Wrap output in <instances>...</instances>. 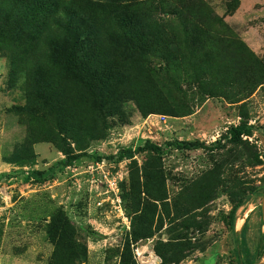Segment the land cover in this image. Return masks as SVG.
I'll return each mask as SVG.
<instances>
[{
	"label": "rangeland",
	"instance_id": "rangeland-1",
	"mask_svg": "<svg viewBox=\"0 0 264 264\" xmlns=\"http://www.w3.org/2000/svg\"><path fill=\"white\" fill-rule=\"evenodd\" d=\"M59 1L117 37L122 8L171 37L138 62L111 49L126 71L121 95L105 116L83 106L76 135L43 106L45 94L70 104L74 88L48 61V43L38 38L28 51L0 43V264H51L47 231L59 209L88 244V258L75 264H121L140 206L155 220L154 235L131 244L137 264H264V0ZM10 11L0 3V14ZM43 72L48 84L39 87L31 79ZM242 123L251 135L223 139ZM147 139L225 145L97 160ZM68 145L85 155L57 166ZM157 169L161 178L147 188L146 173ZM34 170L48 179L27 178Z\"/></svg>",
	"mask_w": 264,
	"mask_h": 264
},
{
	"label": "trees",
	"instance_id": "trees-1",
	"mask_svg": "<svg viewBox=\"0 0 264 264\" xmlns=\"http://www.w3.org/2000/svg\"><path fill=\"white\" fill-rule=\"evenodd\" d=\"M0 3L3 8L11 9L10 12L0 14V43L12 50L25 46L28 51L38 38H43L50 47L48 61L57 65L62 74L73 80L74 88L72 87V92L68 95L70 104H60V101L56 103L46 98L47 94L43 97L45 98L43 106L45 104L52 108L57 124L61 125L68 134L75 132L76 135L81 129L80 121L76 119L81 115L83 106L90 108L98 116H105L115 108L127 78L126 71L112 57L111 49L119 48L124 58L129 56V60L138 62L142 59V55L165 39L164 34L170 35L168 32L165 33L163 28L161 32L144 14L127 8L114 11L121 26V35L117 37L113 32L89 20L79 8L63 4L59 0H1ZM61 14L65 17H61ZM185 30V35L190 34L188 27H185ZM102 31L105 37H102ZM134 54L137 55L135 58ZM39 69L42 70L41 65ZM45 76L47 73L43 72L42 81H35L33 78L31 80L40 87L48 84L44 80ZM253 128V125L247 123L231 126L223 139L227 138L230 143H239L243 135L252 134ZM69 138L74 140L76 137ZM223 139L218 140L211 147L206 143L190 141H167L159 145L147 139L144 145L135 149L126 148L121 149L117 154L99 155L97 160L106 159L118 163L146 151L161 156L166 152L167 146L189 150L222 148L225 145ZM63 151L66 158L56 164L60 167L72 166L85 155L82 152H75L71 145L65 147ZM159 172L160 169L151 171L149 180L146 173L147 188L151 187L150 182L154 178L158 179V176L161 178ZM43 175V172L34 170L28 172L27 178L31 179L35 176L36 179L46 181L48 177ZM146 192L149 194L147 190ZM136 212H140L136 215L140 224H136V220L133 223L132 233L124 246L121 264H137L136 261H132L131 244L154 235L152 226L155 219L153 217L150 219L146 215L145 206L142 209L140 206ZM234 212L236 208L233 209ZM77 231L75 224L64 210L59 209L51 217L47 231L55 246L51 264H75L79 260L86 261L89 253L88 244L81 243ZM157 252L164 256L158 246Z\"/></svg>",
	"mask_w": 264,
	"mask_h": 264
},
{
	"label": "water",
	"instance_id": "water-1",
	"mask_svg": "<svg viewBox=\"0 0 264 264\" xmlns=\"http://www.w3.org/2000/svg\"><path fill=\"white\" fill-rule=\"evenodd\" d=\"M261 203H262V216H263V221H264V195H263Z\"/></svg>",
	"mask_w": 264,
	"mask_h": 264
},
{
	"label": "built area",
	"instance_id": "built-area-1",
	"mask_svg": "<svg viewBox=\"0 0 264 264\" xmlns=\"http://www.w3.org/2000/svg\"><path fill=\"white\" fill-rule=\"evenodd\" d=\"M112 185H116V181H109Z\"/></svg>",
	"mask_w": 264,
	"mask_h": 264
}]
</instances>
